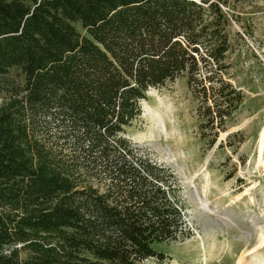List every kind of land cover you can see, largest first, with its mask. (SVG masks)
I'll list each match as a JSON object with an SVG mask.
<instances>
[{
    "label": "trees",
    "instance_id": "16d2710c",
    "mask_svg": "<svg viewBox=\"0 0 264 264\" xmlns=\"http://www.w3.org/2000/svg\"><path fill=\"white\" fill-rule=\"evenodd\" d=\"M228 5L0 0V264L167 258L154 244L178 238L172 175L119 135L176 79L208 148L234 124Z\"/></svg>",
    "mask_w": 264,
    "mask_h": 264
},
{
    "label": "rangeland",
    "instance_id": "374dc122",
    "mask_svg": "<svg viewBox=\"0 0 264 264\" xmlns=\"http://www.w3.org/2000/svg\"><path fill=\"white\" fill-rule=\"evenodd\" d=\"M228 2V8H222L230 23V82L245 98L234 124L208 148L198 132L196 103L185 80L176 79L149 90L140 103V115L119 135L130 143L134 157L172 175L169 182L177 206L185 212L178 238L154 244L156 251L170 257L140 264H205L201 249L205 238L212 252L216 247L228 251L222 264H238L241 258L240 264H264V166L258 164L264 127V0ZM9 75L23 82L15 70ZM159 115L167 122L166 132L154 125L161 122ZM261 156L264 161V148ZM192 185L207 197L213 213L198 209ZM190 226L192 231H187Z\"/></svg>",
    "mask_w": 264,
    "mask_h": 264
},
{
    "label": "bare ground",
    "instance_id": "6f19581e",
    "mask_svg": "<svg viewBox=\"0 0 264 264\" xmlns=\"http://www.w3.org/2000/svg\"><path fill=\"white\" fill-rule=\"evenodd\" d=\"M149 92V91H148ZM159 118H161V122L154 124L155 127H160V128H164V131H167V122L165 121V119L162 118L161 115H159ZM259 157H258V164H261L264 166V161L263 158L261 156V151L264 148V127L261 129L260 133H259ZM173 160V157L171 158ZM192 196L195 200V202L198 205V209L206 212V213H213V211L210 209V201L207 199V197L204 194H201L198 189L192 185ZM229 220V219H228ZM230 222H232L231 220H229ZM264 243V238L261 241V245ZM242 258L239 260L238 264H240L242 262Z\"/></svg>",
    "mask_w": 264,
    "mask_h": 264
},
{
    "label": "crops",
    "instance_id": "0c3cea01",
    "mask_svg": "<svg viewBox=\"0 0 264 264\" xmlns=\"http://www.w3.org/2000/svg\"><path fill=\"white\" fill-rule=\"evenodd\" d=\"M201 249H202V256H203L205 264H214V263L222 264V262L226 263L225 259L229 257L228 251L226 249H223V251H221L219 250V247H216V249H214V251L212 252L213 248L210 247V243L206 238L201 240ZM207 255L209 256L212 255L213 259H208ZM166 256L170 257V255H167V254ZM186 259L189 260V258L187 257Z\"/></svg>",
    "mask_w": 264,
    "mask_h": 264
},
{
    "label": "built area",
    "instance_id": "2783aa9c",
    "mask_svg": "<svg viewBox=\"0 0 264 264\" xmlns=\"http://www.w3.org/2000/svg\"><path fill=\"white\" fill-rule=\"evenodd\" d=\"M177 207H178V209H179V211H180L181 218L184 219V217H185V212H184L179 206H177ZM187 231H192V230H191V226H190L189 229H187ZM180 232H181V231H180V227H179V232H178V233H180Z\"/></svg>",
    "mask_w": 264,
    "mask_h": 264
},
{
    "label": "water",
    "instance_id": "95a60500",
    "mask_svg": "<svg viewBox=\"0 0 264 264\" xmlns=\"http://www.w3.org/2000/svg\"><path fill=\"white\" fill-rule=\"evenodd\" d=\"M149 90H151V89H149Z\"/></svg>",
    "mask_w": 264,
    "mask_h": 264
}]
</instances>
